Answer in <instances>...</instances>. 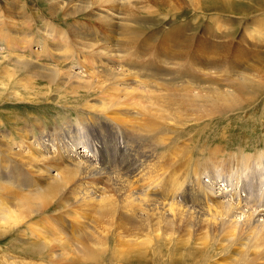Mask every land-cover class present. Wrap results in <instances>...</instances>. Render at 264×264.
I'll return each instance as SVG.
<instances>
[{
    "label": "bare ground",
    "instance_id": "1",
    "mask_svg": "<svg viewBox=\"0 0 264 264\" xmlns=\"http://www.w3.org/2000/svg\"><path fill=\"white\" fill-rule=\"evenodd\" d=\"M188 1L193 3L192 0ZM200 1L206 2L209 8L222 12H231V4L234 3L232 0ZM47 2L51 15L50 18L40 19L41 34L45 32L55 41L50 47L43 41V53L46 56L50 51L51 57L65 53L61 54L62 60H75L74 64L80 70L63 71L58 65L46 67L52 78L47 81L49 84L71 85L87 92L97 89L108 96V105L101 103V108L98 107L96 113L84 109L88 114L87 120L95 125L94 140L89 139V133L85 130L87 121L83 122L81 118H76V122L63 120L60 124L43 128L44 124L31 116L35 119L31 125L33 127L34 122L39 134H35L36 130L28 126L21 129L18 126L8 128L11 132L3 129V134L9 135L3 136V148L0 146V181L9 180L11 184H15L14 187L21 189H12L4 196L0 193V237L8 234L16 240L23 238L31 243L33 237L41 235L50 224L57 225L55 228H61L65 232H53V237L48 239L49 244L46 241L41 244L39 251L44 250L47 254L55 251V248L68 246L61 237L63 233L73 235L84 223H88L91 227L89 244L93 247L84 248L85 242L80 238L83 246L77 252L81 255L80 260H87L92 264H98L104 259L125 262L130 254L135 253L132 250H137L134 255L141 259L146 258L149 252L159 256V250H168V247L174 245L196 254V248L203 249L202 245L205 242L209 244L207 240L211 237H217V247L228 248L225 257L230 259L223 263L214 260L213 264H264L262 153L260 156L242 155L241 159H234L235 154H231L230 162L214 165L208 170L205 165H201L195 154L188 152L179 155L175 142L168 137L170 130L177 129L176 126L180 124L184 125L185 118L189 115L193 116L192 121L222 116L245 104H251L250 100L253 98L255 102L258 96H264V80L257 79L256 74L246 76V71H251L254 67L241 65L242 62L234 63L236 59L230 58L234 49L243 52L244 48L240 45L242 40L238 43L230 39L226 42L219 39L216 43L213 40L216 47L226 48L230 52L229 59L211 57L212 62L210 58H205V50L201 51L203 59L198 57L195 49L190 56L187 54L194 41L192 35H185L184 38L164 37L165 43L162 44L165 47L160 45L155 49L158 55L150 56L149 53L147 57L139 58L131 51L135 38L129 31L135 29L134 12L142 7L140 5L137 8L144 0ZM248 2L254 11L262 12L264 0ZM119 6L123 11L117 12L116 8ZM193 7L197 9L198 5L194 3ZM237 10L245 16L249 14L242 4ZM80 12L91 19H97V24L102 28L109 27L107 30L110 35H97L95 28H89L86 24H80V27L75 22L69 23L66 28L58 25L59 28L56 26L54 29L52 14L55 16L62 13L66 20L76 17ZM257 23L259 21L254 22L255 27L260 26ZM114 25H119L121 29L117 43H114L113 38V34H117L113 30ZM2 31L0 37L3 36L5 43L9 44H17L14 40L22 33L12 31V27L10 29V25L3 22V15L0 14V32ZM229 31L231 32L230 29ZM255 32L256 37H260L264 34V28ZM72 34L78 47L75 46L72 54L68 51L70 54L66 55V40ZM93 36L99 40L93 43ZM200 38L197 40L204 45ZM24 40L26 43L30 40L28 33L24 34ZM60 42L63 44L57 47L56 43ZM154 47L153 42L142 44L138 51L144 49L142 52H150ZM158 56L165 57V64L171 65L169 70H172L168 73L170 78L158 82L135 80L134 75L150 76L153 73L158 78L165 74L161 69L151 71L156 65L151 61L158 59ZM119 57L123 58V66L119 65L120 60L117 61ZM20 58L24 57L13 56L10 64L15 66ZM29 63L25 57L20 64L21 68L29 71L33 67ZM198 65H208L215 76H203ZM95 67L103 69V80H107L105 84H95L88 80L91 78L71 80L73 77L77 79L79 73L92 77L93 73L88 70ZM147 67L150 69L147 70ZM221 76L226 77L224 80H216ZM55 78L62 80H53ZM176 79L183 80L180 87H165V83ZM128 107L138 111L137 117L132 116L137 118L134 126L131 117L125 119V109H129ZM0 125H3L1 119ZM75 126L78 132L74 129ZM174 131L176 135L180 132ZM135 132L137 135H134ZM7 138L23 150H14ZM168 139L170 141L167 142ZM235 160L240 161L244 173L237 174ZM9 164L11 170L7 169ZM22 170L27 172L26 176ZM28 175L30 178H27ZM204 175L210 181L205 178L203 180ZM179 197H182V201ZM86 211L88 215L96 213L105 225L98 228L93 226L90 216L84 221L82 216ZM123 219L130 226L128 229L117 222ZM199 229L204 232L195 237ZM123 233H127L130 239L123 241L121 247H112L111 243L124 238ZM123 246L131 248L123 249ZM40 255L43 253L40 252ZM55 256L57 255L50 256L48 262L54 261ZM167 259L169 260L168 257Z\"/></svg>",
    "mask_w": 264,
    "mask_h": 264
},
{
    "label": "rangeland",
    "instance_id": "2",
    "mask_svg": "<svg viewBox=\"0 0 264 264\" xmlns=\"http://www.w3.org/2000/svg\"><path fill=\"white\" fill-rule=\"evenodd\" d=\"M47 1L48 0H0V14L1 16L3 15V22L10 25L12 31H22L19 38L14 40L17 41V44L5 43L3 36L0 37V85H2L0 87V119L3 124L0 125L1 148H3V136L7 137L9 135L3 134V129L8 132L12 127L18 126V128L21 129L28 126L30 129L33 128L34 131L36 130L35 134H39V131L35 129L34 122L33 127L31 125L32 121H35L33 117L38 118L44 124L43 128H47L54 124H60L63 120L76 122V118L77 120L81 118L83 122L87 121V124H85L87 126L85 130L89 133V139L94 140L96 139L95 125H93L92 121L87 120L88 114L86 113V110L96 113L98 107L99 109L101 108V103L107 104L108 96L97 89L87 92V90L85 91L74 88L71 85L49 84L47 81L52 80V78L46 67L58 65L63 71L80 72L76 67L77 65L74 64L75 60H62L61 54L65 55V53H60L54 57H51L52 54L50 51L46 56L43 53L45 50L43 41H46L49 47L50 44L55 41V39H52L49 34L45 32H43L44 35L41 34L42 22L40 19L50 18L51 15L49 12L50 5ZM79 1L89 2L92 0ZM192 1L193 3L191 4L188 0H144V2H142L143 4H139L137 8H139L140 5L142 7L134 12V21L136 22L134 24L135 29L132 32L129 31L135 38V45H133L131 51L139 56V58L147 57V54L149 53L150 56L151 54L158 55L155 49L160 45H165L162 44L165 43V40H163L164 37L184 38L185 35H192L194 41L191 49L187 51V54L190 56L193 53V49H195L196 53H198V57L203 59L201 56L203 55V52L201 51L205 50V58L208 57L211 61V57L218 58V56H221L222 59H229L230 51L228 49L219 48L214 45L219 39L224 42L230 39L237 43L242 40L240 45L244 48L243 52H237L234 49L231 52L232 54L230 55V58L232 60L236 59L234 63L242 62L241 65L243 64L244 66L248 65L254 67L253 70L246 71V76L249 74H256L257 79L261 78V80H264V34L260 37H256L257 35L255 32L256 30L258 31V29L264 28V4H262V12L261 10L256 12L250 6L251 3L248 2L249 0H232V2H234L231 4L232 11L222 12L221 10L209 8L206 2H201L200 0ZM23 3L25 5H23ZM194 3L198 5L197 9L193 7ZM240 4L243 5L244 10L246 9L249 14L245 16L238 13L237 8L240 7ZM116 10H118L117 12L123 11L120 6L119 8H116ZM52 15V21L55 23L54 29L58 25L66 28L67 25L69 26V23L73 24L75 22L79 26L80 24H86L89 28H95L97 30V35H110L107 30L109 27L102 28L101 25L97 24V19H91L82 12L76 17L73 16L72 19L74 18V20L71 18L65 20L62 13L56 14L55 16L54 14ZM255 21H259L257 24L260 26L255 27ZM218 24L220 29H218ZM47 30H49V28H47ZM113 30L117 33L113 34L114 43H117L121 29L119 25H114ZM37 31L40 32L38 33ZM0 33L3 34V31ZM25 33H28L30 36L28 43L24 40ZM94 36L92 37L93 43L99 40ZM61 37L63 36L61 35ZM71 37H73V34L68 36L66 43L68 44L67 52L69 51L72 54L77 44L76 39L73 37V40ZM197 38H200L205 46L202 45ZM63 39H66V37ZM152 42L155 43L154 50L151 49L150 52H142L144 49L141 50V52L138 51V47L142 44L148 45ZM47 43H45L46 46ZM62 44L63 43L61 42L58 44L56 43V46L59 47ZM69 52L66 53V55L70 54ZM13 56L24 58H20L19 62L13 66L10 64L12 63L10 59H12ZM25 57L30 61L29 64H33V67H31L29 71L23 70L20 65L24 62ZM122 59L123 58L121 57L117 58L118 62L119 60L121 61L119 63V65L122 64L121 66L124 65ZM154 59H152L151 63L156 65H154V68L153 70L151 69V71L157 72V70L161 69L164 70L165 74L158 78L157 75H154L153 73H150V76L134 75L136 77H134L135 80H157L158 82V80H167L170 78L168 73H170L172 69L170 68L169 70V66L171 67L169 63L165 64V61H167L165 60V57L158 56V59ZM116 66L117 65H114V67ZM146 69L149 70L150 67H147ZM198 69L203 72V76H212V78L215 76L208 65H198ZM88 71L93 73L91 74L92 77L86 73H79L80 75L78 74L77 79H74L73 77L71 80L91 78L88 80L95 82V84L101 82L102 84H105L107 82V80H103L104 73L101 67H95ZM209 72H212V74L208 75ZM225 77L226 76L217 77L216 80H224ZM53 80L62 79L55 78ZM182 83L183 80L176 79V81L165 83V85L167 84L165 87H180ZM131 85L133 86V84ZM3 88L5 89L3 90ZM253 99L250 100L251 104H245L241 106L240 109L228 112L222 116L215 115L212 117H203L198 121H192L193 116L189 115L185 118L186 123L184 125L180 124L178 127L175 125L177 129L174 130H179V134L176 135L175 131L171 129L172 131L170 130V135H168V137L175 142L174 144L180 152L179 155H185L186 153L188 154V152L195 154L197 159L201 161V165L203 167L205 165L208 170H211L214 165H221L222 163L226 164V161L230 162L229 156L231 154H235L234 159H241L242 155L260 156L261 153L264 156V96L263 94L258 96L255 102ZM128 108L129 109H125V112H127L125 119L131 117V120L133 119L134 122L132 126H134L137 122V118L134 119L132 116L137 117L138 111L132 107ZM133 128L135 129L136 127ZM74 129L76 131L78 130L76 126ZM80 131L79 132L83 135L82 130ZM134 135H137L136 132ZM30 136H32V134H30ZM14 137L18 139L15 135ZM7 141H9L14 150H23V148H19L17 144L14 145L9 138H7ZM168 141L170 140L168 139L167 142ZM79 149L81 148L79 147ZM251 160L252 159H249V161ZM234 163H237L235 168L237 174L243 172L240 161L235 160ZM7 169L11 170L10 164ZM22 172L24 176H26L27 172H24L23 170ZM27 178H30V175H28ZM204 178L210 181L208 176L204 175L203 180ZM225 185L227 186L226 183ZM14 186L15 184H11L9 180L0 181V193H3L4 196L12 189H15V191L21 189ZM181 198L182 197H179L180 201H182ZM89 216L94 224L93 226L98 228L105 225L96 213L88 215V211H86L83 213L82 219L85 221ZM96 217L98 218L95 220ZM117 222L127 229L130 227L124 219ZM55 227H57V225L50 224L44 231H42L41 235L33 237L31 243H27L29 241H25L26 239L23 238L16 240L8 234L0 237V264H12V262H15L14 264H21V262H24V264H92L87 260H80L81 255L77 252V250L83 246V243L79 240L80 238L85 242L84 248L93 247L89 244V231L91 230V227L88 223H84L81 226V229L78 232L73 233V235L63 233L64 235L61 237L67 242L68 246L62 249L55 248V251L47 254L44 250L39 251L41 244L44 241L48 243V239L53 237L51 235L53 232H65L63 229ZM46 232H48V234ZM203 232V229H199L196 232L197 235L195 237L202 235ZM43 234L46 236L43 237ZM122 236H124L123 239L111 243L112 247L118 245L121 247L123 241L130 239V236L127 233H123ZM207 241H209V244H207L208 242H205V244L202 245L203 249L196 248V254L179 245H174L173 247H168V250H166V248L164 250H159L160 257L156 254H150L149 252L146 258L141 259L135 256L138 251L132 250L135 252V255L130 254L125 262L121 260L117 261L116 259H104L98 264H213L214 260H218L222 263L230 261L228 257H225L228 248H225V246L217 247V237H211ZM53 244H56V242H53ZM130 248L131 247L123 246V249ZM40 252H42L43 255H40ZM7 254L12 257L7 256ZM54 255H57L54 257V261L48 262L49 257Z\"/></svg>",
    "mask_w": 264,
    "mask_h": 264
}]
</instances>
